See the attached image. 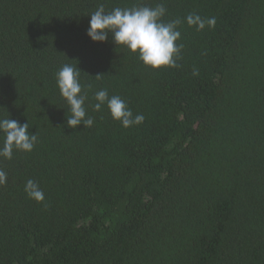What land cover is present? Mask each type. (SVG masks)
Masks as SVG:
<instances>
[{"label":"trees","instance_id":"1","mask_svg":"<svg viewBox=\"0 0 264 264\" xmlns=\"http://www.w3.org/2000/svg\"><path fill=\"white\" fill-rule=\"evenodd\" d=\"M160 3L181 20L175 68L86 35L100 4ZM189 13L215 27H189ZM64 64L82 71L90 128L67 127ZM100 89L143 123L93 111ZM8 116L38 142L0 157V264H264V0H0Z\"/></svg>","mask_w":264,"mask_h":264},{"label":"clouds","instance_id":"2","mask_svg":"<svg viewBox=\"0 0 264 264\" xmlns=\"http://www.w3.org/2000/svg\"><path fill=\"white\" fill-rule=\"evenodd\" d=\"M167 9L163 3L155 7L147 5H135L132 7H114L106 11L105 6L100 4L92 12L89 25L86 30L87 37L92 42L103 43L111 34L112 42L116 46H123L131 53L137 55L138 59L147 67L159 69L161 67L175 68L177 60L183 48L178 44L181 33L178 26L180 19L165 21L163 18ZM184 22L189 27H195L197 31L215 27L216 19L202 18L197 13H189ZM82 71L71 64H64L55 74L56 84L60 95L66 101L68 112L67 127L75 129L83 124L84 128H90L94 124V118L87 115L85 102L87 95L82 91L79 77ZM197 72L194 70L193 75ZM102 74L96 75L99 78ZM90 87V86H89ZM93 111L100 112L103 106H107L111 118L119 121L121 126L129 128L143 123V114L134 115L127 103L118 95L109 96L107 89H100L94 93ZM28 123L20 124L16 120L8 118L0 119V134L3 135V143L0 145V157L11 159L13 151L31 152L38 142L36 133L28 131ZM7 182V173L0 169V186ZM26 195L42 202L44 200L43 190L39 184L28 179L25 183Z\"/></svg>","mask_w":264,"mask_h":264}]
</instances>
